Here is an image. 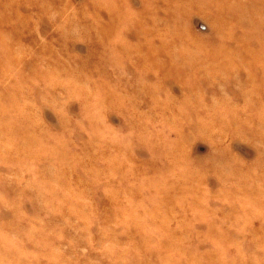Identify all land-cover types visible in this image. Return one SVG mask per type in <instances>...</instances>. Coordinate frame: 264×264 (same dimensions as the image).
Instances as JSON below:
<instances>
[{"label": "clouds", "instance_id": "obj_1", "mask_svg": "<svg viewBox=\"0 0 264 264\" xmlns=\"http://www.w3.org/2000/svg\"><path fill=\"white\" fill-rule=\"evenodd\" d=\"M91 2L108 21L85 5L84 23L74 6L55 10L49 0H34L39 13L24 17L17 0H0V214H11L0 218V264H264V32L254 30L259 48L245 60L217 23L241 8L264 23V0H146L141 11L129 0ZM194 9L218 27L219 45L157 15ZM42 17L55 43L41 39ZM137 26L133 43L125 34ZM241 67L249 82L237 81V103L225 89ZM204 81L219 89L210 102ZM197 141L209 147L200 162L190 156ZM237 141L255 157L233 151Z\"/></svg>", "mask_w": 264, "mask_h": 264}, {"label": "rangeland", "instance_id": "obj_2", "mask_svg": "<svg viewBox=\"0 0 264 264\" xmlns=\"http://www.w3.org/2000/svg\"><path fill=\"white\" fill-rule=\"evenodd\" d=\"M17 2L19 5V12L24 17L32 15L33 13H39L40 11L35 6L34 0H17ZM49 2L52 4L55 10L62 9L66 4L69 7L74 6L77 10L78 15L81 16V19L84 23H90V21L85 20L83 18L85 5H87L89 11H92L94 13L98 11L100 17H102L105 21L109 20V15L107 11L102 9H94L91 0H49ZM145 2L146 0H129L131 6L137 11H141L144 9ZM168 2L184 3V2H189V0H168ZM234 2L240 5H244L245 7H248L253 4H259L261 0H234ZM28 4H32V7H28L27 6ZM159 4L161 8L167 6L165 0H159ZM157 15L161 17L169 26L175 24L180 27H187L188 31L192 35L202 38L206 43H208L211 46H217L221 43L218 27L210 23L209 20L204 18L195 9L191 13H181L179 16H177L172 11H168L167 13H165L164 11H158ZM149 23H151V21H149ZM217 23L218 24L222 23L225 26V28H230L232 39L226 41L227 47L232 48L236 52H239L243 57V59L247 60L249 58L247 52L245 51L246 49L259 48V44L252 37L255 34H257L254 30H258L259 32H264V23H261V21H259L256 18V16L251 12L250 8L248 11H245L244 8H241L233 12L222 13L221 18L220 20L217 21ZM31 27L32 25L31 23H29L28 29L24 30L25 41L28 42L29 44L32 43V39L34 38V34L33 35L28 34ZM51 29H52V24L48 21L47 17H42L40 22L41 39L44 40L45 42L55 43L56 40L59 39V35L58 33L52 31ZM125 35L133 43H135L137 40L142 38L138 26L130 29L129 32H127ZM91 47L95 51H99V45L94 44ZM74 51L84 54L88 51V48L85 45L76 44L74 46ZM133 60L137 66L143 62L142 59L139 57H134ZM31 66H32L31 62H26L24 65L25 70H30ZM125 68L126 71L133 77V79H135L136 71L133 64L126 62ZM261 75L262 73L259 70H257L256 71L257 78H259ZM147 79L153 81L155 80V77L151 73H149ZM237 81H239V83L242 86H247L249 82L248 73L244 70L243 67L238 69V73L236 74V77L229 80L225 89L229 93V95L233 97L235 102L243 103V96L241 94V90L236 87ZM164 86L171 87L172 92L177 96L181 94V90L178 87L174 86L172 81H164ZM202 86L206 92L205 99L207 102H210V98L213 94L215 95L220 94L217 86L212 85L211 87H209L208 81L202 82ZM68 111L75 118L79 117L80 109L77 103L71 104L68 108ZM43 120L45 121L46 124L49 125V127L55 130H59L60 128L59 117L54 113V111L50 109H44ZM110 121L114 124L121 123L120 121L117 120L115 116L110 117ZM80 139H86L83 133L78 134L77 141L79 142ZM232 150L248 160L253 159L256 155L254 148H252L250 145L238 141L233 143ZM208 152H209L208 145L197 141L191 145L190 156L193 160L200 162L208 154ZM138 157H139L138 162H140V160L146 158V154L142 152H138ZM5 171L7 170L4 169L2 165H0V172H5ZM8 191L10 196L14 194L11 188L8 189ZM102 206H104L105 208H109L110 205L107 201H103ZM24 210L28 212L29 215H32L35 212L33 205L27 202L24 204ZM10 215L11 214L9 212H3L2 214H0V218L7 219L8 217H10ZM198 227L201 230H203L204 228L203 225H199ZM206 247L207 245H200V250L204 251Z\"/></svg>", "mask_w": 264, "mask_h": 264}]
</instances>
